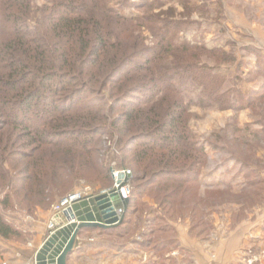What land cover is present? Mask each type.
<instances>
[{
    "label": "trees",
    "instance_id": "trees-1",
    "mask_svg": "<svg viewBox=\"0 0 264 264\" xmlns=\"http://www.w3.org/2000/svg\"><path fill=\"white\" fill-rule=\"evenodd\" d=\"M34 1L0 0V236L26 237L10 211L34 215L85 185L98 193L113 186V168L132 167L124 221L111 227L123 237L146 191L171 212L208 161L174 79L201 87V104L229 98L200 69L204 46L179 39L174 12H157L168 0Z\"/></svg>",
    "mask_w": 264,
    "mask_h": 264
},
{
    "label": "rangeland",
    "instance_id": "rangeland-1",
    "mask_svg": "<svg viewBox=\"0 0 264 264\" xmlns=\"http://www.w3.org/2000/svg\"><path fill=\"white\" fill-rule=\"evenodd\" d=\"M44 3L45 0H35L34 7ZM159 11L174 12V19L180 24L179 39L204 46L200 69L219 77L222 82L219 95L229 99L222 106H219L222 101L215 97L201 104L199 100L204 98L201 87L174 79L186 104L189 103V127L206 145L208 161L201 167L200 182L193 189L190 186L187 193L181 191L170 207L171 212L156 202L157 191H146L141 197L144 205L133 217L134 232L123 237L116 234L115 239L123 240L131 249H141L145 264H197L198 252L209 248L212 255L214 244L228 242L233 236L240 240L243 235L239 246H246V250L261 249L264 246V88H260L264 83V0L185 3L168 0ZM124 12L136 16L142 11L126 7ZM146 36L148 44L154 41L149 32ZM248 144L251 152L247 151ZM103 146L110 154L117 153L111 140H105ZM249 170L253 177L248 179ZM14 214L16 211H10L9 218H15ZM245 238L256 243H247ZM9 260L6 251H2L0 263H24Z\"/></svg>",
    "mask_w": 264,
    "mask_h": 264
},
{
    "label": "crops",
    "instance_id": "crops-1",
    "mask_svg": "<svg viewBox=\"0 0 264 264\" xmlns=\"http://www.w3.org/2000/svg\"><path fill=\"white\" fill-rule=\"evenodd\" d=\"M53 207L47 210L38 208L34 215L20 211L12 215L15 218H10L11 221L23 230L26 237L25 240H21L19 238L5 239L0 236L1 252L6 251L9 261L23 263L34 260L36 251L50 232L48 224L54 214ZM117 229L84 228L79 237L80 246L69 255L67 264H145L141 249H131L123 243V240L115 239L118 237ZM242 236L240 240L237 236H233L228 242L214 244L212 255L209 248L198 252L200 260H197V264H242L241 257L246 252V246H239ZM260 248H264V246L262 245Z\"/></svg>",
    "mask_w": 264,
    "mask_h": 264
},
{
    "label": "water",
    "instance_id": "water-1",
    "mask_svg": "<svg viewBox=\"0 0 264 264\" xmlns=\"http://www.w3.org/2000/svg\"><path fill=\"white\" fill-rule=\"evenodd\" d=\"M116 192L98 194L73 202L55 217V227L35 253L36 264H67L69 255L80 246L84 228H111L122 224L130 199L124 200L125 212L117 214L112 199Z\"/></svg>",
    "mask_w": 264,
    "mask_h": 264
},
{
    "label": "built area",
    "instance_id": "built-area-1",
    "mask_svg": "<svg viewBox=\"0 0 264 264\" xmlns=\"http://www.w3.org/2000/svg\"><path fill=\"white\" fill-rule=\"evenodd\" d=\"M113 186L109 188H104L100 192L96 193L92 186L85 185L83 188L68 193L62 200L54 205V214L49 221L50 231L55 227V217L56 215L66 209L75 201H80L84 198H89L102 193L116 192L115 197L112 199L113 203L117 204V214L119 217L125 212L124 210V200L130 199L132 194V186L130 184V179L132 177V171L129 168H113L112 169ZM242 264H264V248L251 250L247 249L242 255ZM0 264H11L9 262H1ZM23 264H36L35 260L25 261Z\"/></svg>",
    "mask_w": 264,
    "mask_h": 264
}]
</instances>
